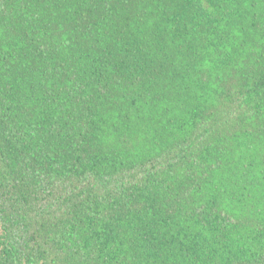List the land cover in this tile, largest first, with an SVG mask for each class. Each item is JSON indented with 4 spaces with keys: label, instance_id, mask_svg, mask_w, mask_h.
<instances>
[{
    "label": "trees",
    "instance_id": "1",
    "mask_svg": "<svg viewBox=\"0 0 264 264\" xmlns=\"http://www.w3.org/2000/svg\"><path fill=\"white\" fill-rule=\"evenodd\" d=\"M0 264H264V0H0Z\"/></svg>",
    "mask_w": 264,
    "mask_h": 264
}]
</instances>
